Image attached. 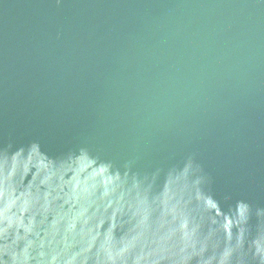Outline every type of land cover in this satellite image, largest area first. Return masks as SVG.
Instances as JSON below:
<instances>
[{
  "label": "water",
  "instance_id": "water-1",
  "mask_svg": "<svg viewBox=\"0 0 264 264\" xmlns=\"http://www.w3.org/2000/svg\"><path fill=\"white\" fill-rule=\"evenodd\" d=\"M25 201L88 264H264V0H0V218Z\"/></svg>",
  "mask_w": 264,
  "mask_h": 264
},
{
  "label": "clouds",
  "instance_id": "clouds-1",
  "mask_svg": "<svg viewBox=\"0 0 264 264\" xmlns=\"http://www.w3.org/2000/svg\"><path fill=\"white\" fill-rule=\"evenodd\" d=\"M29 208V202L25 201L19 215H4L0 218V264H88L91 248L80 246L77 250L78 245L73 236L74 221L68 223L61 235L59 222L63 218L60 217L53 221L50 229L41 237L40 228L46 215L39 222L36 213L25 220L24 213ZM47 211L45 204L41 214H46ZM115 258L111 253L107 256L111 261Z\"/></svg>",
  "mask_w": 264,
  "mask_h": 264
}]
</instances>
